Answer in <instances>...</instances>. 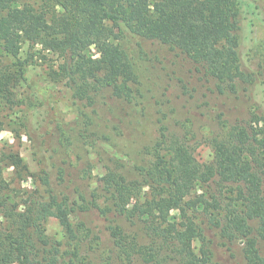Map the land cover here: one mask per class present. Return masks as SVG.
I'll return each mask as SVG.
<instances>
[{
    "label": "trees",
    "instance_id": "obj_1",
    "mask_svg": "<svg viewBox=\"0 0 264 264\" xmlns=\"http://www.w3.org/2000/svg\"><path fill=\"white\" fill-rule=\"evenodd\" d=\"M253 12L247 0H0V111L21 104L12 90L25 81L28 64L53 54L61 62L48 75L72 89L81 139L106 129L113 147L128 150L122 138L139 140L147 129L145 108L133 95L137 50L141 61L188 60L189 78H200L176 80L190 98L209 99L218 125L212 160L200 163L181 127L159 120L156 137L138 149L141 159L105 164L102 187L89 201L75 178H90V163L74 154L79 134L74 142L64 123L46 130L47 155L31 174L39 187L19 201L2 171L14 167L22 177L28 168L2 152L0 264H95L84 248L91 230L71 218L90 209L110 238L106 264H219L214 237L239 245L245 264H264V53L250 58L254 49L246 48L243 32ZM26 104L24 117L38 130L44 100L32 90ZM240 104L248 109L245 121L235 119ZM51 217L61 225L59 239L46 234Z\"/></svg>",
    "mask_w": 264,
    "mask_h": 264
},
{
    "label": "rangeland",
    "instance_id": "obj_2",
    "mask_svg": "<svg viewBox=\"0 0 264 264\" xmlns=\"http://www.w3.org/2000/svg\"><path fill=\"white\" fill-rule=\"evenodd\" d=\"M254 4L253 15L246 14L248 20H252V24L244 26L243 32L246 39V48L254 49L250 53V58L257 50L264 53V0H247ZM154 49V47H149ZM26 47L23 49L22 58L26 56ZM95 54L94 48L91 49ZM138 61L135 64V75L133 83V95L145 108V118L147 123L146 134L138 135L139 140L134 136L128 138L123 137L122 140L128 146L125 148L113 147L106 139L111 136L106 129L95 130L96 135L81 139L78 125L79 108L73 100L72 89L65 82H54L52 77L48 75L50 66L56 67L60 61L56 55L46 54V58L39 59L35 57L26 68L25 81H21L19 85L13 89L15 101L21 102L19 106L5 107L0 111V119L4 123V129L0 131V155L2 152H13L18 155L28 168V174H22L19 177L14 167L3 169L2 175L7 182L9 189L13 190V196H19L15 200L19 201L25 192L34 191L39 187L38 180H34L31 174L37 170V162L46 156L45 149L51 143V139L46 134V130L54 126L55 122H62L69 129L73 141L79 139L78 148L74 154H80L83 157L82 163H90L91 177L81 179L78 175L75 179L80 186L86 201L91 200L90 197L94 191L102 187L103 176L108 172L105 164H109V160H121L123 163L132 165L137 162L139 155L138 149L148 144L158 134V121L167 120L169 125L181 127L178 130L185 137L188 146L196 160L200 163H210L212 160L211 139L217 134V123L212 121L213 113H209V106L205 105L208 98H198V95H185L182 91V83L176 80L180 76L194 82L200 78V74H196L192 79L189 69L192 68L191 63L187 61L176 60L174 65L170 55L166 58L170 59L172 66L167 62L157 64L150 61L148 57L141 56L135 50ZM97 53L96 56L97 57ZM165 57V54L163 53ZM180 59V58H179ZM175 60V59H174ZM154 65V66H152ZM172 78V79H171ZM204 85L199 88V92H205ZM32 90L37 92L44 100V105L40 110L41 118L46 119L38 130L32 129L28 125L24 117V111L27 110L28 98L32 95ZM204 103V104H203ZM235 119L245 121L248 119V109L242 104L238 106ZM143 119V118H142ZM235 119H232L234 121ZM57 120V121H56ZM22 122L26 123L27 130L22 127ZM165 125H168V124ZM30 124V123H29ZM135 125L140 126L137 120ZM29 126V127H28ZM191 126V128H190ZM112 129V127H110ZM170 128H172L170 126ZM29 131V132H28ZM194 133H192V132ZM112 133V132H111ZM88 134V133H87ZM120 132H118V135ZM91 135V134H89ZM113 136V135H112ZM94 139V141H92ZM100 194V193H99ZM21 196V197H20ZM23 207H20V210ZM176 215V212H172ZM72 221L75 224L84 222L86 227L91 230L89 240L90 243L85 244V250H88L86 256L95 264H106L108 251L111 248L110 238L102 220L96 209H90L86 213L76 212L72 215ZM46 234L50 237L61 238V225L56 218H49L45 224ZM84 234H86L84 230ZM193 248L198 253L200 242L194 241ZM212 248L215 253V260L219 264H245L240 246L235 244L231 247L224 246L217 237L212 239Z\"/></svg>",
    "mask_w": 264,
    "mask_h": 264
}]
</instances>
